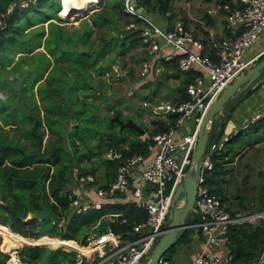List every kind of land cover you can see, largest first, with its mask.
<instances>
[{"label":"trees","instance_id":"trees-1","mask_svg":"<svg viewBox=\"0 0 264 264\" xmlns=\"http://www.w3.org/2000/svg\"><path fill=\"white\" fill-rule=\"evenodd\" d=\"M44 1L47 0H38L26 8H15L0 29V226L5 227L6 233L14 231L16 239L23 238L24 242L34 239L43 242L44 235L58 237L60 242L76 240L79 244L74 241L73 246L82 251L88 246L90 228L93 232H101L110 226L122 236H129L133 233L132 225L147 216L145 209L123 201L105 202L100 207L76 212L70 206L71 190L67 188L75 170L77 175L96 174L95 171L99 170L101 178L95 182L102 186L104 182H110L118 161L104 158L103 153L112 144L121 148L124 154L148 151L150 141L141 140L136 129L123 127L118 131L119 123L112 118L113 114L120 117V110L113 109L117 99H109L107 89H101L100 86L108 85L105 80L98 77L90 82L91 73L85 68L87 64L96 73L105 74L110 68L103 66L102 61L97 64V60L111 46L122 52L137 40L139 30L123 29L121 20L126 25L131 20L140 22V18L124 11L123 0H96L97 9L81 20L77 28L70 29L65 24L48 21L47 32L41 24L24 33L32 25L57 18L48 15L42 7L40 9ZM136 1L148 11L153 7L151 0ZM9 2L0 0V11L6 9ZM156 2L164 15L168 0ZM29 9L38 12L37 17L27 14ZM108 24L116 33L108 32L105 40L99 39L93 45L90 37L95 27ZM76 42L89 45L90 50L78 52ZM39 47L44 50L35 51ZM11 49L14 54L19 53L20 58L14 60ZM23 52H28L29 58ZM263 56L260 55L256 62ZM22 58H26V67L21 64ZM169 61L176 66L174 59ZM24 70L33 73L29 79L31 83L14 91L5 79H15ZM199 73L197 67L185 72L186 78L178 87L181 95L177 102L187 98L186 84ZM35 84L36 93L28 94L27 87L31 85L32 89ZM29 97L32 104L28 102ZM20 102L27 111L18 106ZM153 122L157 126L154 132L166 128L162 119ZM213 122L209 141L215 135ZM129 132H132L131 136ZM239 134L240 130L228 139L225 150L216 156L214 167L206 178L210 190L220 195L228 209L227 197L216 175L224 173L221 165L237 154L230 143L236 141ZM260 139L261 136L256 141ZM42 200L61 216L60 223L50 218L28 217L29 211L40 210ZM114 213L118 216L111 218L109 214ZM167 222L166 218L165 226ZM187 229L191 228L183 229L171 246L187 239ZM228 238L227 248L232 258L222 264H257L264 248V219L231 224ZM18 255L20 264H71L75 261L76 251L24 244ZM8 257L9 254L0 249V264H6Z\"/></svg>","mask_w":264,"mask_h":264},{"label":"built area","instance_id":"built-area-1","mask_svg":"<svg viewBox=\"0 0 264 264\" xmlns=\"http://www.w3.org/2000/svg\"><path fill=\"white\" fill-rule=\"evenodd\" d=\"M38 0H10L6 9L0 11V29L4 27L8 15L15 8H26ZM124 11L140 18L126 24V30H139L140 40L147 53L165 61L175 60L179 70L187 71L197 67L200 73L186 84L187 98L180 102L154 104L153 109L163 107L172 117L166 121V128L153 133L143 132L142 140H149L147 153L124 154L121 148L110 145L104 157L117 160L115 175L110 182L94 188L99 199H92L86 191L70 193V206L76 212L90 207H100L105 202H133L145 209L146 219L132 225L129 236L114 231L110 226L105 231L94 232L87 243L90 250L76 251L71 264H140L158 238L166 230L165 221L171 207L173 193L183 181L191 164L197 131L209 105L225 86L249 68L258 57L264 54V47L250 58H244L245 51L257 42L264 29V0H215L213 10L225 12L226 34L218 41L213 51L198 38L182 17H172L165 11L163 20L166 26L156 23L148 13L137 10L136 0H123ZM63 17V16H61ZM67 18V17H63ZM168 48V50H166ZM152 60H144L140 65V75L148 73ZM147 105V102H143ZM193 117L191 130L177 137V130ZM264 117V104L255 111L251 121ZM238 130L222 127L207 141L199 161L196 178V192L193 201L192 217L186 228L198 234L201 245L194 252L191 264H222L230 261L228 251L221 252L228 244V229L231 224L264 219V209L248 212H232L221 201L218 193L212 192L206 180L213 169L216 156L225 150L228 139ZM83 185L96 184L95 174L87 172L77 175ZM111 218L118 213L109 214ZM78 243L76 240H73ZM79 244V243H78ZM11 255L15 263L21 260L17 250ZM144 259L142 260V258ZM142 260V261H141ZM264 261V249L257 264ZM156 264H173L161 255Z\"/></svg>","mask_w":264,"mask_h":264},{"label":"rangeland","instance_id":"rangeland-1","mask_svg":"<svg viewBox=\"0 0 264 264\" xmlns=\"http://www.w3.org/2000/svg\"><path fill=\"white\" fill-rule=\"evenodd\" d=\"M151 1L153 3V7L148 12L151 15L160 18V16L162 15V11L159 10L160 5L158 6V3L156 1L165 0ZM214 4L215 0H168L167 10L172 13V17H185L189 19L190 26L199 27L204 25V23L208 20V15L204 17V15L206 14V8L208 7V5L214 6ZM58 6L60 7V0H47L44 1L42 6H40V9L43 8V10L48 15L57 17L51 18V21H54L58 24H65L70 29L79 27L81 20L87 18V16L91 13L92 10H94V8L97 9V5H94L88 10H84L82 12L75 10L74 13H70L64 10L63 7L61 12ZM56 8H58L57 11ZM27 14L31 15L32 17H37L38 12H34L33 9H29L27 10ZM61 16L67 17L66 20H61L60 18H63ZM198 18H201L203 22L199 23ZM49 20L45 22H40L38 24L26 28L24 30V33H26L28 29H31L41 24H43L45 31L47 32ZM121 27L123 29H126V25H123L122 20ZM108 32L112 34L116 33V30L112 27L111 24H108L103 27H95V30L90 37L93 41V45H95L99 39L105 40V37H107ZM136 35L137 40L131 47H129V49L119 52L116 47L111 46L109 48V51L106 52L102 58L97 60V64H100L102 61L103 66L105 65V67L110 68L105 74L100 75L96 73V71L92 69L91 66L87 64L85 65V68L88 72L91 73L92 76L90 77V82H94L98 77H100L102 80H105L108 83V95L106 96L109 99H117L116 102L118 103H116L117 105H115L114 108H119L121 110L122 119L126 118L123 113V110H128L130 108V102L133 103L135 101V94H137L135 92V73L139 70V63L142 57L146 54V49L141 43L139 32ZM19 36H21V34H19ZM41 40L43 42L44 37H42ZM125 42L127 43L128 41ZM40 50H43V47L35 49V51ZM9 51L10 54L13 55L14 60L20 58L19 53L14 54L13 49ZM23 53L26 54V58H29L28 52ZM26 58L21 59V64L24 67L27 66ZM32 75L33 73H31L30 71V73L25 76L22 85L23 87L24 85L26 86L31 83L29 82V79L32 78ZM101 87L104 88L105 86ZM27 90L28 94H31L32 92H34L35 94L36 85H34L32 89L31 85H29L27 87ZM138 94V97L141 99L150 95L141 91ZM257 94L258 92L255 93L254 90L248 87L247 89L236 94L234 98H231L226 101L224 104V110L222 111L221 115H219L218 117H213L212 119L214 121V127L216 128L215 134L221 127L232 126L229 125V122H234V127L237 130H240V134L237 140L230 143V146L234 150H236L237 154L234 157L230 156L228 160L221 165V170L224 171V173L221 172L216 175L217 179L219 180L221 190L227 197V204L229 205L230 209L235 213L264 209V117L251 121V117L258 109L256 105V102L259 99ZM28 102H30L31 104L33 102L30 97L28 98ZM135 105L136 107H142L141 102H135ZM18 106L21 107L24 111H27L23 103L20 102ZM114 115L115 114L112 115V118H114ZM144 119V125L149 126L152 120L149 112L145 111ZM189 120L191 122V125L193 126V117L189 118ZM121 130L119 125L118 131ZM260 136L261 139L256 141ZM95 173L97 179L99 180V177L101 178L100 171L96 170ZM67 188L70 189L72 193H74L79 191L90 192L91 188L93 187L92 185L80 186L78 184L77 174L75 170L74 174L67 183ZM184 198L185 194L184 192H181L178 198L175 200V204H183ZM192 213V210L188 213L186 217L187 222L190 221ZM191 230L194 229H187L185 233L186 238L188 237L187 241L186 239H182L179 242L175 243L173 246L168 247L163 253L165 257H168L175 264H183L184 262L189 260L188 255L190 249L194 246V240H192L193 238L190 235ZM93 233V229L90 228L87 232L90 239H92L91 236L93 235ZM0 240V249L3 252H11V254H14L13 250L18 251L19 248L24 244L45 243L43 245H46L50 248H56L58 246L68 250L70 246L74 245L73 240L67 242H60V238L46 235L43 236V242H40L39 240V242H36V239H34L33 241L24 242L23 238H20L19 240L16 239L14 231H12V233H6L5 227L2 226H0ZM11 257L12 256L9 255L6 264H17ZM143 259L144 257L142 258V260Z\"/></svg>","mask_w":264,"mask_h":264},{"label":"crops","instance_id":"crops-1","mask_svg":"<svg viewBox=\"0 0 264 264\" xmlns=\"http://www.w3.org/2000/svg\"><path fill=\"white\" fill-rule=\"evenodd\" d=\"M212 8H213V6L208 5V7L206 8V14L204 15V17L206 15H208V20H207V22L204 23V25L199 26V27L198 26H190L189 19L182 17L185 20V23L188 25V27L193 30L194 34L198 38H200L203 42L206 43V46L210 49V51L214 50L218 41L226 34V31H227L226 25H225V23H226L225 12L222 10H213L212 12L208 11V9H212ZM147 13L151 16V18L156 23H158L159 25H162V26H166V24L163 20L164 15H161L159 18V17H156L154 15H151L148 12V10H147ZM171 19H172V17H171ZM198 20H199V23L203 22V20L201 18H198ZM263 47H264V29L260 33V36H259L257 42L254 43L253 45H251L245 51L243 57L245 59L250 58L251 56L258 53ZM166 50H168V48H166ZM145 53H146L145 56L142 57V59L139 63V70H138L139 72L136 71V73H135V85H136L135 92L137 93V94H135V101L133 103L130 102V105H129L130 108L128 110H126V111H125V109L123 110L124 111L123 113H124L126 118L122 119L121 118L122 117L121 116V110L119 108H116V109L120 110V117H118L119 119H121L122 121H127L128 119H132L137 125H139L142 129H144L145 132L150 133V132H154L153 130L157 128V126L154 124L153 120L162 119L166 122L168 119H170L172 117V114L169 112L154 110L153 105L164 103V102H177L176 100H178L180 98V95H181V92L178 90V87L181 86V83L185 80V78H186L185 72L186 71L179 70L177 65L174 66L173 63H171L170 61H165V60H162L160 58H156L155 56L149 55L146 50H145ZM144 60H152V65H151L148 73L142 77V76H140V65H141V62ZM145 82H147V83H145ZM22 85H23V83H22ZM102 86H104V85H102ZM153 86H154V88H153ZM105 88L107 89L106 95H108L107 94V91H108L107 85L104 88L101 87V89H105ZM249 88L254 90L255 93L258 92L257 96L259 99L256 102L257 108L262 106L264 104V69L262 70L261 75L249 86ZM140 91L145 92V93L150 94V95H148V97L141 99L138 97V95H139L138 93ZM144 101L147 102V105L143 104ZM135 102H141L142 107H136ZM116 103H118V102H114L113 109H115L114 107H115V105H117ZM145 111L149 112L150 117L152 118L149 126L144 125ZM169 114H171V117H169ZM114 116H118V115H114ZM229 125H232V126H227V127H231V128L234 127V122H229ZM193 126H194V123H193ZM193 126L191 125L190 120L186 121L177 130V137H180L184 133L191 130L193 128ZM138 132H139L138 136L140 137L142 132H140V131H138ZM128 135L131 136L132 132H129ZM140 139L142 140V138H140ZM123 145L126 146V143L125 144L123 143ZM103 157H104V153H103ZM96 182H97V180H96ZM78 184L80 186H82L79 182H78ZM97 184L99 185V183H96L94 185L91 184L93 187V188H91V191L90 192L86 191L89 194V196H91L92 199H99L95 195V192H94V188L97 186ZM74 193L77 194V193H80V191L74 192ZM191 216H192V214H191ZM190 235L193 238L192 240H194V244H193L194 246L190 249V252L188 255L189 260H187L183 264H191L192 263L193 254L201 245V240H200L198 234L196 233V231L191 230ZM187 240H188V237H187L186 241ZM219 251H221V252L228 251V248L227 247L226 248H219ZM172 263L175 264L173 261H172Z\"/></svg>","mask_w":264,"mask_h":264},{"label":"water","instance_id":"water-1","mask_svg":"<svg viewBox=\"0 0 264 264\" xmlns=\"http://www.w3.org/2000/svg\"><path fill=\"white\" fill-rule=\"evenodd\" d=\"M94 10H96V8H94ZM137 10L147 13V10L144 9L143 5L140 4H137ZM49 21H51V19ZM76 46L78 52H88L90 50L89 45H84L81 42H76ZM263 69L264 56L249 68H247L245 72L239 74L230 83H228L217 96V98L214 99L209 105L207 111L203 115L197 131V141L195 143L191 164L185 173L183 181L177 185L173 193L171 207L167 214L168 222L165 228L166 230L158 238L156 244L148 254L147 259L142 261L140 264H156L158 258L169 246H171L175 242L180 232L186 228V225L188 223L186 221V217L193 208L199 161L208 141L212 119L213 117H218L219 115H221L222 111L224 110L225 102L231 98H234L239 92L247 89L261 75ZM28 73V70H24L19 73L15 79H5V82H7V84L14 91H19L22 87L23 80ZM157 110L164 111L165 109L163 107H160L157 108ZM113 119H115L119 123L120 129H122L123 127H132L142 133L144 132V129L137 125L132 119L122 121L118 118V116H114ZM181 192H184L185 194L184 203L181 205H176L175 200L178 198ZM40 207L41 208L38 211H29L28 217L38 219L50 218L55 223H60L62 221L61 216L57 214L53 210V208L48 206L43 200L40 202ZM35 244L43 245L45 243Z\"/></svg>","mask_w":264,"mask_h":264},{"label":"bare ground","instance_id":"bare-ground-1","mask_svg":"<svg viewBox=\"0 0 264 264\" xmlns=\"http://www.w3.org/2000/svg\"><path fill=\"white\" fill-rule=\"evenodd\" d=\"M94 5H96V0H63V1L60 0V7L59 8H60L61 12H62V7H63L64 10H66L70 13H74L75 10L82 12L84 10H88L89 8L93 7ZM90 245L91 244H89L86 247V249H82V251L90 250Z\"/></svg>","mask_w":264,"mask_h":264},{"label":"clouds","instance_id":"clouds-1","mask_svg":"<svg viewBox=\"0 0 264 264\" xmlns=\"http://www.w3.org/2000/svg\"><path fill=\"white\" fill-rule=\"evenodd\" d=\"M0 98H2V97H0Z\"/></svg>","mask_w":264,"mask_h":264}]
</instances>
